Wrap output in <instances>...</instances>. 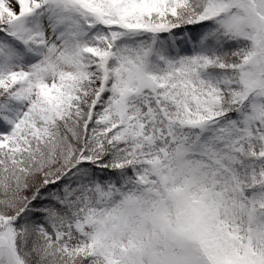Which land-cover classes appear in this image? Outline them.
I'll return each mask as SVG.
<instances>
[{
  "label": "snow or ice",
  "instance_id": "obj_1",
  "mask_svg": "<svg viewBox=\"0 0 264 264\" xmlns=\"http://www.w3.org/2000/svg\"><path fill=\"white\" fill-rule=\"evenodd\" d=\"M0 264H264V0H0Z\"/></svg>",
  "mask_w": 264,
  "mask_h": 264
}]
</instances>
